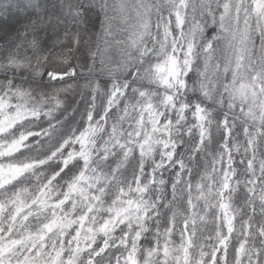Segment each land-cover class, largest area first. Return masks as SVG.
I'll return each instance as SVG.
<instances>
[{
	"label": "clouds",
	"instance_id": "9594fccd",
	"mask_svg": "<svg viewBox=\"0 0 264 264\" xmlns=\"http://www.w3.org/2000/svg\"><path fill=\"white\" fill-rule=\"evenodd\" d=\"M0 264H264V0H0Z\"/></svg>",
	"mask_w": 264,
	"mask_h": 264
}]
</instances>
